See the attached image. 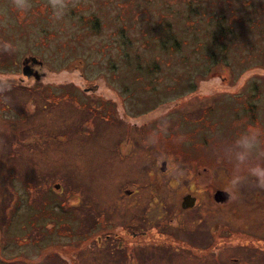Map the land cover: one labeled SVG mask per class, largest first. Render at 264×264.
<instances>
[{"label": "rangeland", "instance_id": "1", "mask_svg": "<svg viewBox=\"0 0 264 264\" xmlns=\"http://www.w3.org/2000/svg\"><path fill=\"white\" fill-rule=\"evenodd\" d=\"M30 2L24 12L11 0H0V42L15 48L0 50V78L11 85L0 94V133L6 119L19 122L18 134L0 135V204L14 202L11 187L21 192L20 206L27 208L21 216L29 228L32 177L43 174L33 167L44 165L46 174L69 177L66 186L97 202L110 220L122 218L114 204L121 187H140L158 203H173L174 190L189 189L199 198L196 214L217 226L216 236L225 234L233 244L250 242L264 252V240L252 238H264V188L248 171L264 164V0H74L60 20L52 18L47 0ZM31 55L43 62L39 79L21 71L23 58ZM48 80L55 83L43 86ZM69 80L70 89H63L62 82ZM84 87H91L94 97L82 95ZM42 92L52 101H67L44 117L36 104ZM159 113L154 122L174 129L172 143L189 154H172L164 173L158 170L163 156L142 147L140 136L126 135L131 124L153 122ZM244 133L255 134L258 147L241 169L240 184L217 202L212 194L230 187L235 171L230 153ZM155 139L152 135V144ZM53 180L61 181L59 176ZM146 197L132 200L143 203ZM76 201L71 196L70 202ZM135 205L128 207L142 213ZM153 206L159 211L150 220L165 218L166 210L176 212L173 206ZM190 213L180 219L190 222ZM6 220L0 218L1 229ZM127 223L131 227L132 221ZM18 229L7 227V235ZM199 231L208 233V224L202 222ZM16 236L5 255L10 264L30 252L24 244L17 246ZM244 250L233 251L234 259L215 257L212 264H264L263 253ZM159 254L146 264H186Z\"/></svg>", "mask_w": 264, "mask_h": 264}, {"label": "flooded vegetation", "instance_id": "2", "mask_svg": "<svg viewBox=\"0 0 264 264\" xmlns=\"http://www.w3.org/2000/svg\"><path fill=\"white\" fill-rule=\"evenodd\" d=\"M24 58L26 60L27 57ZM28 58L25 68L31 75L25 76L27 78L34 76L35 79L44 76V71L40 70L43 66L42 60L37 57L32 58L29 56ZM34 74L38 76L36 77ZM36 82L40 81H34L33 84ZM53 83L55 81L48 80L43 83V86ZM70 83V80L62 82L63 89L69 90ZM89 88L91 87H84L80 93L85 97H94L91 94L94 91L89 90ZM49 96V92H42L39 101L36 103L40 105V109L45 111L43 113L44 117H51L48 114H54L55 111L51 112V110L56 106L62 108L67 101L63 98L52 101ZM49 105L54 106L48 107ZM123 112H126L125 109ZM14 114L18 115L17 113ZM162 115L161 113L156 114L153 122L148 120L131 124L132 126L130 125L126 129V135L136 134L140 136L143 143L142 147H148L154 156L162 155L158 170L164 173L167 171L165 169L166 163L172 154L180 153L186 156H189V154L185 152L186 149H179L180 145L176 146L172 143L175 141L173 140L174 131H172L174 129L166 122H154L157 117ZM3 123L6 128L0 133L1 136L3 133L7 134V131L10 134H18L19 129L16 127L19 123L18 120L10 118ZM49 123H51L50 120ZM49 123H42V126ZM8 126L9 128H7ZM152 135L156 136L154 144L151 140ZM5 142L6 140L2 139V144L5 145ZM168 142L172 143V145H168V148L162 145ZM3 151L5 152V150ZM162 151L168 153L163 155ZM150 163H152V160ZM45 167L46 165L42 169L33 167L36 172L43 174H33L32 177L33 193L32 198L28 200L30 207L28 213L31 216L29 221L31 226L29 228L28 223L21 216L23 211H27V208H21L20 206L22 205L23 195L21 192L11 187L12 193H15L12 199L14 202L9 204V201H5L0 204V206L5 204L4 214H0V218L4 216L7 218L4 227L0 228V264L12 263L6 261L5 255H8L9 240H15V235H17V246L24 244L30 249V252L23 251L25 255L17 260L16 263L18 264H92L94 262L96 264L97 260L101 262L100 264H146L153 263L160 255L159 252L164 253V255L166 253L174 255L175 258H181L182 261L185 259L186 264H212L215 257L221 258L223 261L234 259L235 255L232 252L236 249H245L244 253H247V250L254 249L257 253L264 254V252L257 251V247L250 242L233 244L225 234L220 237L216 236L214 233L217 226L214 223L211 224L212 221H205V215L200 220L196 214L197 207H194L197 206L199 198L189 189L174 190L178 197L175 198L173 203H158L156 196L152 197L153 201H150L145 193L140 192V187H121V192H118L116 196L118 201L114 204L118 203L115 210L120 211L122 218L115 217V219L110 220L107 218L106 209H100L97 202H91L90 199L86 198L85 193L72 191L69 185L66 186L65 180L69 184V177L64 178L61 175L46 174ZM196 169L195 167L194 170ZM56 176H59L61 181L53 180ZM2 184L1 187L7 189L4 181ZM218 189L226 190L222 188L216 190ZM214 192L212 197L215 200ZM3 194L6 198L8 192ZM71 196L77 201L70 202ZM141 196L146 197L143 203L132 200L139 199ZM192 197H194L193 203H191ZM16 200H19V202L16 203ZM153 202L159 207L162 205L164 209L173 206L176 212L171 213L166 210L162 212L165 218H162L161 215L155 220H150L148 217H156L159 211V208L153 206ZM134 203H137L135 207L140 208L142 213L138 214L135 208L130 209L131 207H128L129 204ZM121 205H125L126 209L130 211L125 208L122 209ZM89 211L90 214H88ZM92 211L95 214L94 216ZM190 212L194 213V217L190 218V222H187L185 218L180 219L181 214L191 215ZM126 216L127 218H124ZM130 220L132 221L131 227L127 223ZM202 222L208 224V233L199 231ZM257 223L260 224L259 221ZM15 225L19 228L18 233L7 235V227L13 228ZM120 227H126L123 234L115 231L116 228ZM252 238L264 240V238L256 235H253ZM11 246H14L13 241ZM102 254H105L103 258L100 257Z\"/></svg>", "mask_w": 264, "mask_h": 264}, {"label": "clouds", "instance_id": "3", "mask_svg": "<svg viewBox=\"0 0 264 264\" xmlns=\"http://www.w3.org/2000/svg\"><path fill=\"white\" fill-rule=\"evenodd\" d=\"M13 7L18 11H28L32 4L30 0H11ZM48 6L53 10L52 18L60 20L65 15L70 4L74 6V0H47ZM0 50L4 52H13L15 48L10 42H0ZM11 85L9 82L0 78V94L9 91ZM259 140L255 134L244 133L236 141L235 147L230 153V159L234 162L235 171L230 181V187L226 189L231 195L235 186L241 182V169L249 165L250 158L253 152L258 147ZM249 174L257 180V185L264 188V164L257 163L254 166L248 167Z\"/></svg>", "mask_w": 264, "mask_h": 264}, {"label": "water", "instance_id": "4", "mask_svg": "<svg viewBox=\"0 0 264 264\" xmlns=\"http://www.w3.org/2000/svg\"><path fill=\"white\" fill-rule=\"evenodd\" d=\"M32 58H36L35 56H30ZM29 59V58H28ZM41 62V61H40ZM25 63V62H24ZM22 72L29 75L30 72L25 68V65L23 66L22 68ZM35 76L37 77L38 75L35 74ZM164 164V163H163ZM229 196V192L226 191V190H221V189H218L214 192V198L216 201L218 202H221V201H224L226 200V198ZM194 201V197H192V200H191V203H193ZM184 205V204H183Z\"/></svg>", "mask_w": 264, "mask_h": 264}, {"label": "trees", "instance_id": "5", "mask_svg": "<svg viewBox=\"0 0 264 264\" xmlns=\"http://www.w3.org/2000/svg\"><path fill=\"white\" fill-rule=\"evenodd\" d=\"M125 57H128V54L125 53ZM213 58H215L214 56H212ZM216 59V58H215ZM217 62V61H216Z\"/></svg>", "mask_w": 264, "mask_h": 264}]
</instances>
